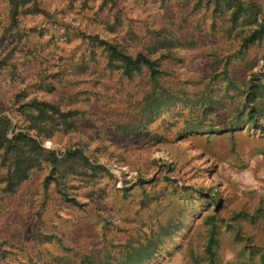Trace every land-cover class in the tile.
I'll return each instance as SVG.
<instances>
[{
  "label": "rangeland",
  "instance_id": "374dc122",
  "mask_svg": "<svg viewBox=\"0 0 264 264\" xmlns=\"http://www.w3.org/2000/svg\"><path fill=\"white\" fill-rule=\"evenodd\" d=\"M16 1L12 19L0 0V101L76 111L42 147L81 150L99 169L46 191V165L13 194L0 184V264H209L212 226L215 264L264 249V106L256 124L235 120L245 87L264 80V40L239 49L252 28L243 13L233 22L213 0ZM240 1L264 19V0ZM94 35L160 58L159 103L145 74L91 59Z\"/></svg>",
  "mask_w": 264,
  "mask_h": 264
},
{
  "label": "trees",
  "instance_id": "16d2710c",
  "mask_svg": "<svg viewBox=\"0 0 264 264\" xmlns=\"http://www.w3.org/2000/svg\"><path fill=\"white\" fill-rule=\"evenodd\" d=\"M213 1L216 7L224 4L228 10H231L233 22H236L243 13L248 26L252 27L241 37L239 49L264 40V19L258 21L257 13L254 14V5L243 3L240 0ZM10 4L12 6L11 17L14 19L19 5L16 0H11ZM88 39L91 45L101 48L99 54H96L94 49L90 50L91 59H100L105 69L117 70L121 77L128 80L145 74L150 85V89L145 92V97L153 98L154 103H159L155 87L162 74L160 58H151L148 50L129 52L123 43L100 39L97 35ZM5 68H7V63L1 61L0 72ZM14 105H16L14 108H10L0 101V184L3 193H15L19 186L29 179L31 172L40 169L43 165L48 167V175L43 182L45 191L48 185L54 184L55 188H58L60 184L67 182L68 174L76 173L78 170L91 172L99 169L96 166H90L88 158L81 150H66L63 154H58L42 147L41 138H50L55 130L67 132L73 127L76 111L62 109L59 103L39 96H33L25 102H17ZM159 106L157 104L153 107ZM263 106L264 80L255 79L254 81L252 78L244 89V99L240 104V109L236 111L235 120L239 121L242 117L245 121L256 124L258 123L257 118L262 115L260 113ZM5 111H9L11 116L16 117L17 124L13 123L9 115L4 114ZM58 192L65 201L77 205V201L68 198L66 192L60 189ZM212 227L205 247L209 264H215L212 246L215 244L216 227ZM246 248L249 251L246 264H264V249L258 250L253 245ZM146 249H150V244ZM85 259L86 264H102L101 261L91 256H86ZM193 261L194 264H198L197 260ZM133 263L139 264V261L133 260Z\"/></svg>",
  "mask_w": 264,
  "mask_h": 264
}]
</instances>
